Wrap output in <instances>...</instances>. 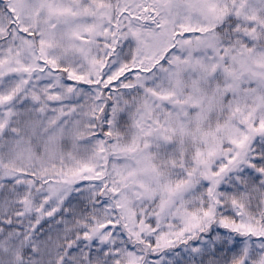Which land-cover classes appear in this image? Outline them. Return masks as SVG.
I'll list each match as a JSON object with an SVG mask.
<instances>
[{"label": "snow or ice", "instance_id": "6c2138e0", "mask_svg": "<svg viewBox=\"0 0 264 264\" xmlns=\"http://www.w3.org/2000/svg\"><path fill=\"white\" fill-rule=\"evenodd\" d=\"M0 264H264V0H0Z\"/></svg>", "mask_w": 264, "mask_h": 264}]
</instances>
